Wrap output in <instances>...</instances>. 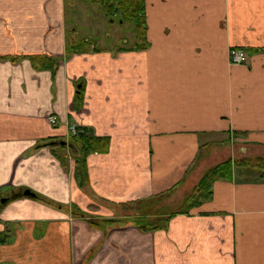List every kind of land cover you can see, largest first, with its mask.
Returning <instances> with one entry per match:
<instances>
[{"label": "crops", "instance_id": "1", "mask_svg": "<svg viewBox=\"0 0 264 264\" xmlns=\"http://www.w3.org/2000/svg\"><path fill=\"white\" fill-rule=\"evenodd\" d=\"M144 2V47L136 36L100 47L88 31L82 39L100 51L65 58V0H0V192L26 188L55 202H4L0 264H264L258 168L237 166L166 229L101 222L122 208L95 196L146 200L160 212L164 196L186 194L208 164L264 158V0ZM232 46L247 62H229ZM33 54L59 56L55 73L35 69ZM70 124L108 139L86 157L94 197L77 185L67 146L64 167L46 145L67 142Z\"/></svg>", "mask_w": 264, "mask_h": 264}, {"label": "trees", "instance_id": "2", "mask_svg": "<svg viewBox=\"0 0 264 264\" xmlns=\"http://www.w3.org/2000/svg\"><path fill=\"white\" fill-rule=\"evenodd\" d=\"M90 3H96L100 6L102 13L108 19H117L119 21L133 20L135 27L138 29L144 30V0H87ZM141 25V26H139ZM144 31H139L137 33L138 39L143 37ZM70 39V40H68ZM144 46H139V48ZM118 49H121L119 47ZM100 51L99 48L95 46L92 42H87L85 39L80 41L72 40V38H67L65 45V58H68L72 53H81V52H97ZM32 66L35 69H48L52 73H55V70L58 66L60 60L59 56H50L46 54H33L28 56ZM4 58V57H3ZM11 59H17L19 56H9ZM76 98L81 99V89L77 91L75 96ZM108 144L107 137H100L94 135L87 127L85 126H75V132L71 133L67 142L64 140H48L46 145H53L57 147L53 149L54 153L60 158L61 163L64 167H67V155L64 153V149L67 146L70 153L73 154L75 158V172L74 177L77 185L84 189L88 194H92L90 189L87 186V168H86V157L91 152H103L106 151ZM61 150V152H59ZM237 166L244 167H254L260 170V176L264 177V158L252 159H242V160H233L232 158H227L211 167H209L201 176L197 184L193 187L191 192L187 194L179 204L178 208L174 211H171L167 216H159L157 208L153 207V204L147 206L148 201L135 200L121 204H112L108 202L109 205H115L122 208L124 211H127L122 218H104L101 222H104L108 225H128L133 224L142 231H155L158 229H166L168 221L171 216L178 213H188L191 208L196 205H199L203 201L210 199L212 195V185L215 181L218 180H230L233 176V170ZM26 188L19 189H10L7 193L0 192V198L4 196L7 197L6 201L11 198H16L23 196V191ZM35 193V192H34ZM36 199L46 203L54 204L55 202L48 199L47 197L35 193ZM94 199L103 201V199L97 198ZM5 201V202H6ZM4 202H0V208L3 206ZM73 213L80 214L82 216H88L87 213L77 210V208H72ZM89 222L92 225L99 226V222L89 219ZM0 241L9 240V235L5 232L0 234ZM5 238V239H4Z\"/></svg>", "mask_w": 264, "mask_h": 264}, {"label": "rangeland", "instance_id": "3", "mask_svg": "<svg viewBox=\"0 0 264 264\" xmlns=\"http://www.w3.org/2000/svg\"><path fill=\"white\" fill-rule=\"evenodd\" d=\"M65 4H66L65 26H66V36L68 38L70 37L69 32L67 34L68 28L70 29L73 28V30L75 29L76 36H81V39L83 35L87 36L88 31H93V34H91V36L94 37V40L96 39L95 42L97 46L110 47L114 44V45H118L121 47L123 46V44L119 42V40L117 39L118 37L125 36L126 39L128 38L127 40H129L130 43L128 42L127 45L129 46L133 43V37L136 36L139 31H144V30H141L140 28V30L138 29V31L136 32L137 28L135 27L133 20H126L122 22V21L117 20L119 16L117 19L116 18L108 19L107 17L104 16V14L101 11L100 6L96 3H94L93 5V4L87 3L84 0H65ZM105 33H107L111 39L110 40L107 39V41L105 40V43H104L103 38H105L104 37ZM136 38L138 39L137 36ZM143 42H144V35L143 37H140L139 40L137 41L138 46H142ZM72 54H74V52ZM255 159L256 158H252V160H255ZM233 160L239 161L242 159L235 158ZM214 163L217 164L216 162ZM214 163L208 164L207 165L208 167L206 168V170L209 167L215 165ZM206 170H204V172ZM243 175L244 174L242 173L238 174L239 177H244ZM250 177H254V176H250ZM197 182L194 184V186L197 184ZM193 187L188 192H186V194H184L183 196L174 195V194L173 195L167 194L166 196H164V199L162 200L164 207L159 213L160 214L163 213L164 215V212L168 211V213H170L171 211L176 210L179 207L178 205L181 204L184 197L191 192ZM95 200L98 204L103 205L105 207H114L113 205H109L108 202H105L104 200L103 201H100L97 199ZM126 213L127 211H124L123 209H118L114 211L113 216L117 218L119 217L122 218V216Z\"/></svg>", "mask_w": 264, "mask_h": 264}, {"label": "built area", "instance_id": "4", "mask_svg": "<svg viewBox=\"0 0 264 264\" xmlns=\"http://www.w3.org/2000/svg\"><path fill=\"white\" fill-rule=\"evenodd\" d=\"M228 59H229V62L232 64H242V63L247 62L248 57H247V54L243 48L232 46L228 50ZM48 120L50 123H53V124L56 123V118L54 116H49ZM69 131L71 133L75 132V125L74 124L69 125Z\"/></svg>", "mask_w": 264, "mask_h": 264}, {"label": "water", "instance_id": "5", "mask_svg": "<svg viewBox=\"0 0 264 264\" xmlns=\"http://www.w3.org/2000/svg\"><path fill=\"white\" fill-rule=\"evenodd\" d=\"M23 194H24L25 196L35 197V193H34L33 191L29 190V189H25V190L23 191ZM6 199H7V197H1V198H0V202H5Z\"/></svg>", "mask_w": 264, "mask_h": 264}]
</instances>
